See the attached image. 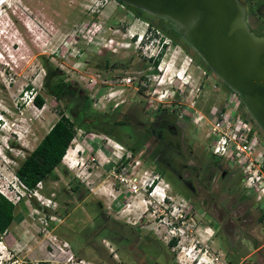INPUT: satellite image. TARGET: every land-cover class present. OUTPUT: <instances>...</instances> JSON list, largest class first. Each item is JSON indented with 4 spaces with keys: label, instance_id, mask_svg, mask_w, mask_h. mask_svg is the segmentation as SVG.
I'll return each mask as SVG.
<instances>
[{
    "label": "rangeland",
    "instance_id": "374dc122",
    "mask_svg": "<svg viewBox=\"0 0 264 264\" xmlns=\"http://www.w3.org/2000/svg\"><path fill=\"white\" fill-rule=\"evenodd\" d=\"M242 1L247 7L250 27L264 31V18L251 14L264 0ZM121 4L123 7L113 0H9L0 9V193L4 192L1 194L13 203L16 219L0 235V264H73L72 260L66 261L70 256L79 264H114L112 241L125 236L130 237V243L119 249L122 264H132L128 256L134 257V262L143 263L140 257L143 238L151 240V246L158 253L155 260L162 264H229L230 261V264L240 261L264 264V247L254 252V245L241 236L237 238L239 231L230 239L239 248L228 257L224 255L222 242L214 236L209 223L212 202L208 192L201 189L198 198H193L175 176L151 171L140 151L130 154L127 146L136 147L141 143L138 135L135 142H130L118 128H108L113 129L117 142L95 130L76 127L67 149H70L69 158L75 162L73 167L61 160L54 169L57 178L41 182L33 190H26L15 176L20 160L58 115L67 116L62 102L50 93L56 82H67L76 95L86 97V103L78 101L77 108H86L87 113L113 115L116 120L135 124L137 119L132 118L139 119L143 112H148L137 105L145 102L144 94L132 95L134 83L109 89L114 93L111 97L103 95L100 101L97 100L100 94L95 93L100 78L108 74L137 76L134 65L158 49L157 37L148 31L138 43L142 47H135L137 35L149 19L173 31L160 18L145 11L142 18H137L129 11L131 8ZM178 42L183 47L189 46L179 36ZM170 47L176 50H170L174 57L164 58L157 78L147 79L150 76L147 75L141 81L147 79L146 84H151L149 90H157L151 94L156 97L152 104L170 102L173 106L177 102L173 109L187 119L183 126L178 125L179 134L186 138L181 148L186 155L180 159L198 165L202 172V155L209 145L203 117L212 103L229 91L212 72L201 64L198 67L192 64L189 58L195 51L190 46L187 54L179 46L171 44ZM104 58L113 64V70L99 68ZM43 62L49 63L50 71L55 74L47 81ZM165 66L167 69L163 72ZM202 70L205 76L201 75ZM187 74L195 77L191 90L184 87ZM92 78L95 84L89 89ZM173 83L180 86L181 93L176 89L170 94ZM34 92L44 99L41 107L30 100ZM121 99L131 105L125 103L126 107L114 114L110 104ZM238 111L247 120L251 119L240 102ZM190 147L192 153L188 151ZM186 171L187 168L183 169ZM154 176H157L154 183L165 191L163 201L147 193L149 188L145 184ZM188 178L193 184V177ZM73 184L77 185L74 191ZM192 199L197 206L192 205ZM219 200L223 218H251L247 231H256V244L264 243V210L255 205L252 195L246 193L243 199L231 185L221 192ZM259 216L263 218L261 224L255 220ZM64 242L69 249L62 247ZM51 243L54 247L60 246L63 253L59 248L53 251ZM248 254L252 255L247 257ZM243 256L246 258L242 259Z\"/></svg>",
    "mask_w": 264,
    "mask_h": 264
},
{
    "label": "flooded vegetation",
    "instance_id": "af4514ba",
    "mask_svg": "<svg viewBox=\"0 0 264 264\" xmlns=\"http://www.w3.org/2000/svg\"><path fill=\"white\" fill-rule=\"evenodd\" d=\"M129 11L133 15L137 14V12L134 9ZM141 15L142 12H138L139 17L137 15L136 17L142 18ZM246 15L249 24V14L247 11V7H246ZM160 20L163 22V24L168 25L169 29L171 28L166 21L162 19ZM252 30L254 32H260L258 30L257 31H255L254 29ZM144 31H148L149 34L157 37L156 44L158 46V49L156 48L154 57L146 58L134 65V67L138 65V67H135V71L138 73V75L133 76V80H131V84L134 83L133 85L126 84L127 86L131 85L132 89L134 85H136V88L134 89L135 91L132 93V95L134 93H138L141 96V92L144 94L145 102H143V104H137V105H139V107L141 106L142 108H144V110L148 111L146 113L143 112V114H141V117L139 119L136 118L137 116H135L134 119L131 117L132 120L137 119L135 121V124L134 123L126 124L129 130L128 136L130 142H135L137 135H138V139L140 137L142 138L140 140L141 143L136 145V147L130 145L127 146L130 154L135 153L136 151H140L141 158L144 159L145 162L149 164V166H151V171H153L155 174H159L162 176H165L166 174H171L175 176L178 179L179 183L184 187V189L191 192V194L194 196L193 198H198L197 196L198 194H200L199 192L201 191V189L208 192L212 202L211 203L212 213H210L209 216L210 218L209 223L213 227L212 233L214 234V236H216V238H218L219 241L222 242V248L225 256L228 257L230 253H233L235 249L239 248V245H235L234 242L230 241V239L234 237L236 231L240 232V235H237V238L241 236L242 238L246 239V241L249 242L250 245H254L255 247L254 252L260 251V249L264 247V243L260 245L256 244V239H257L256 231L255 232H252L250 230L247 231V227H249V225L252 222L251 218H223L224 215L223 205L222 202L219 200L222 191L226 190L231 185H233L234 189L239 192V197H242L243 199L246 198L247 192L240 183L239 174L237 173L236 168L231 164H229L224 159L211 154L208 146L206 147L202 155V159L204 160L202 172L199 171V167H197L198 165L194 166V164H191L192 162L188 163L182 161L180 158L185 156L186 152L184 150H181V148L183 146V142L185 143L186 138L184 137V135L179 134L178 125L183 126L187 122V119L182 114L178 113L176 110L173 109V107L177 105V102L174 103L173 106L170 105V102L166 104H160V103L152 104V100L156 99V97H152L151 94H153L157 90L153 88L152 92H150L149 89L151 84L150 83L146 84L148 78L144 79V81H141V79H143V77L147 75L153 74L155 76H158L159 72L156 69V65L159 63V61H164V58L166 56L168 57V59H170L171 56L174 57L172 51L170 50H173L174 52L176 50L171 49L170 47L171 44L174 46H179L181 51L185 52L186 54L189 53L188 51L189 46L183 47L178 42L179 35L175 31H171V32L167 31L162 27V25H158L152 19H149L148 22H146V27L144 28ZM166 36L169 37L168 40H166L165 38ZM135 47L140 49L142 45L135 44ZM195 53L190 54L189 60L192 62V64H196L195 67H198L199 66L197 62L198 58H197V54ZM174 63L175 60H172V64ZM99 68L108 72L113 70L115 67H113V64H109L108 60L104 58L100 62ZM195 75L197 74L195 73ZM188 76L189 78H191L190 85H192L193 84L192 82H194L195 77H192L190 74H188ZM117 77H121V75L116 73V74H108V77L106 76L101 77L99 81L100 84L98 87L100 92H103L108 89H112L115 86H125L124 84L114 83V80ZM138 80L141 81V83L138 82ZM70 83L72 85L74 84L78 86V84L75 82H70ZM125 103L128 106L131 105L130 102H126L125 99H121L118 102L116 101L112 103V105L110 104V109L114 111H120L122 107H126ZM106 105L109 106V103H107ZM257 133L264 145V135H262V133H260L258 129H257ZM191 149L192 147H190V149L188 150L190 153H192ZM185 168H187V171L183 172V169ZM189 175L193 177V184H191L188 178ZM188 199L190 200V198ZM196 201L199 202V200ZM254 203L255 205L258 206L259 209L261 210L263 209L261 204L257 202L255 199H254ZM192 205L197 206L195 200L192 201ZM255 220H258V223L260 224L263 222V218L261 216H259V218H255ZM102 238L104 237L102 236ZM129 243H130L129 236L115 237L113 239L112 241L113 248L111 249V251L114 250L116 251L112 253L114 264H122L121 260L119 259L118 252L119 249L125 247ZM141 243L142 244L140 245L141 248L140 257L143 260L142 264H162L157 260H155V257L156 258L158 257V253L155 252V247L151 246V240L149 239L147 240L143 238V241ZM249 255L252 254H248L247 257H249ZM128 258L130 259L132 264H140L138 262H134L135 261L134 257L128 256ZM245 258L246 256L242 257V259ZM228 263L230 264L232 262L230 261ZM237 264H250V263L240 261Z\"/></svg>",
    "mask_w": 264,
    "mask_h": 264
},
{
    "label": "water",
    "instance_id": "95a60500",
    "mask_svg": "<svg viewBox=\"0 0 264 264\" xmlns=\"http://www.w3.org/2000/svg\"><path fill=\"white\" fill-rule=\"evenodd\" d=\"M117 1L166 21L236 95L264 134V31L252 30L242 1Z\"/></svg>",
    "mask_w": 264,
    "mask_h": 264
},
{
    "label": "built area",
    "instance_id": "2783aa9c",
    "mask_svg": "<svg viewBox=\"0 0 264 264\" xmlns=\"http://www.w3.org/2000/svg\"><path fill=\"white\" fill-rule=\"evenodd\" d=\"M113 1L115 3H118L120 7H123L121 2L119 3V1ZM144 33L145 31L143 30L140 34L137 35V40L135 43L136 45H139L138 43L141 42L140 39L143 37ZM131 37H133V34H131ZM147 48L148 46L146 45L144 49ZM155 52H149L148 54H146V57H154ZM163 63L165 62L159 61V63L156 65V69L158 70V72L162 70ZM166 69L167 67L165 66L163 68V72ZM201 75H206L204 70H202ZM149 77L151 80H155L157 78V76L153 74ZM187 77L188 78L184 79L183 81V83L185 84L184 87L188 88L187 90H191V78H189L188 74ZM177 78L181 79V76L178 75ZM206 78L207 76L204 79L206 80ZM131 80H133V76L126 75L115 78L114 83L126 85L131 84ZM139 82L141 83V81ZM94 84L95 79L92 78L91 82L88 84L89 89L93 88ZM204 84L202 83L201 85L204 86ZM172 85L173 89H170V94H173L176 89H178L179 93L182 92L180 86L175 85V83H173ZM198 86L195 87L196 91L199 90ZM135 88L136 85H134L133 89ZM108 90L100 92L99 88L95 89V93L100 94L97 100L100 101L103 95L111 97L114 92ZM150 92H152V90ZM239 102L240 101L238 100L236 95L230 91L228 95L220 98V100L218 98V102L212 103L210 110L203 117L204 123L206 125L205 137L209 139L208 148L211 154L224 159L236 168L239 174L241 185L248 194L252 195L254 199L261 204L264 210V145L258 136L257 128L250 121L244 118L238 111ZM156 178L157 176L150 178L149 183L145 184L149 188V191L147 192L148 194L155 192V188L158 189L160 187L157 182L154 183L156 181ZM19 183L26 190H28L20 181ZM36 187H40V182L36 183ZM161 188L162 187H160V190ZM1 193L4 194V192ZM4 197L6 198V196ZM36 197L39 202L43 203L40 200L39 195H36ZM160 200L163 201L164 197L162 196ZM44 205L47 206L46 203H44ZM52 244L54 243L50 244L51 248L53 247V251H56V249L59 248L63 253V249L60 246L54 247ZM62 247H64L65 250L69 249L68 244L65 242L62 244ZM66 261H70L73 264L80 263L77 261H73L71 256L69 260L66 259Z\"/></svg>",
    "mask_w": 264,
    "mask_h": 264
},
{
    "label": "trees",
    "instance_id": "16d2710c",
    "mask_svg": "<svg viewBox=\"0 0 264 264\" xmlns=\"http://www.w3.org/2000/svg\"><path fill=\"white\" fill-rule=\"evenodd\" d=\"M261 6H264V3H258L255 6V9L252 10L251 14L257 18H264V7ZM127 7L134 9L137 12V16L138 12H142V10L129 5H127ZM261 9H263V11ZM197 58L198 64H201V66L209 72V68L198 55ZM43 66L47 73L46 81L48 79H52L51 77H54L55 74L50 71V64L43 62ZM135 67H138V65ZM65 83H54L55 86L50 89V93L62 102L67 116L63 113L58 115V118L52 123L37 144L29 152H27L22 160H20L14 170L15 176L29 190H33L36 187L37 182L41 183L48 179L55 180L57 178L54 169L60 165L61 159L63 160V157H65L68 144L74 136L76 127L83 130H95L110 137H113L114 135L111 131L113 129L108 130V128L114 127L115 129L118 128V130L126 135L129 140V130L126 126L127 123L116 120L113 115L107 116L104 113H87L85 111L86 108H77L78 101L86 103L87 98L84 96L82 97L81 95H76L74 90L72 88L70 89V87H68L69 85ZM220 83L225 89L229 90L222 82ZM30 100L36 107H41L44 103L43 97L38 92H34ZM116 113L117 111L114 112V114ZM248 121H250L258 129L251 119ZM113 139L115 138L113 137ZM116 141L118 142V140ZM76 184L72 185V191L77 189ZM92 217L95 216L92 215ZM14 218L13 203L0 194V235L7 230L12 220L13 222L15 221Z\"/></svg>",
    "mask_w": 264,
    "mask_h": 264
},
{
    "label": "bare ground",
    "instance_id": "6f19581e",
    "mask_svg": "<svg viewBox=\"0 0 264 264\" xmlns=\"http://www.w3.org/2000/svg\"><path fill=\"white\" fill-rule=\"evenodd\" d=\"M2 1H4V0H2ZM2 1L0 2V3H2ZM7 1H9V0H7ZM7 1L5 2H3L1 5H0V9H2L5 5H7ZM109 143H111V142H109ZM115 143V142H114ZM115 144H117V143H115ZM70 150V149H69ZM69 150L67 151V153L65 154V157H63V162L64 163H66V164H68V166L71 168V167H73V165L75 164V162H72L71 161V159L69 158V156H70V153H69ZM114 156V155H113ZM98 159V158H97ZM114 159V158H113ZM106 165V164H105ZM107 166V165H106ZM73 169V168H72ZM152 195H154V196H157L158 198H161L162 196L164 197V196H166L165 195V191L164 190H159V192H153L152 194H151V196ZM165 198V197H164ZM16 220V219H15ZM13 221V220H12Z\"/></svg>",
    "mask_w": 264,
    "mask_h": 264
},
{
    "label": "crops",
    "instance_id": "0c3cea01",
    "mask_svg": "<svg viewBox=\"0 0 264 264\" xmlns=\"http://www.w3.org/2000/svg\"><path fill=\"white\" fill-rule=\"evenodd\" d=\"M15 216V215H14Z\"/></svg>",
    "mask_w": 264,
    "mask_h": 264
}]
</instances>
